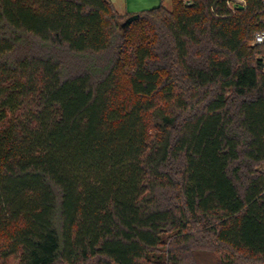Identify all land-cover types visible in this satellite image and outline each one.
<instances>
[{
	"label": "trees",
	"instance_id": "1",
	"mask_svg": "<svg viewBox=\"0 0 264 264\" xmlns=\"http://www.w3.org/2000/svg\"><path fill=\"white\" fill-rule=\"evenodd\" d=\"M0 0V264H264V0Z\"/></svg>",
	"mask_w": 264,
	"mask_h": 264
},
{
	"label": "crops",
	"instance_id": "2",
	"mask_svg": "<svg viewBox=\"0 0 264 264\" xmlns=\"http://www.w3.org/2000/svg\"><path fill=\"white\" fill-rule=\"evenodd\" d=\"M120 14H132L156 8L160 5L166 7L171 0H111Z\"/></svg>",
	"mask_w": 264,
	"mask_h": 264
},
{
	"label": "built area",
	"instance_id": "3",
	"mask_svg": "<svg viewBox=\"0 0 264 264\" xmlns=\"http://www.w3.org/2000/svg\"><path fill=\"white\" fill-rule=\"evenodd\" d=\"M246 0H229V4L233 6V4H241L244 5ZM264 43V30L257 33L255 36L254 44Z\"/></svg>",
	"mask_w": 264,
	"mask_h": 264
},
{
	"label": "rangeland",
	"instance_id": "4",
	"mask_svg": "<svg viewBox=\"0 0 264 264\" xmlns=\"http://www.w3.org/2000/svg\"><path fill=\"white\" fill-rule=\"evenodd\" d=\"M166 7H167L168 9H171V7H172V3L169 1V2L166 4ZM18 263H19V260L16 259V258H13V257L9 258L8 261H7V264H18Z\"/></svg>",
	"mask_w": 264,
	"mask_h": 264
},
{
	"label": "water",
	"instance_id": "5",
	"mask_svg": "<svg viewBox=\"0 0 264 264\" xmlns=\"http://www.w3.org/2000/svg\"><path fill=\"white\" fill-rule=\"evenodd\" d=\"M234 7L239 6L240 8H244V5L241 4H233Z\"/></svg>",
	"mask_w": 264,
	"mask_h": 264
}]
</instances>
